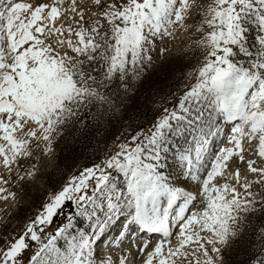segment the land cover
Masks as SVG:
<instances>
[{"label": "snow or ice", "instance_id": "obj_1", "mask_svg": "<svg viewBox=\"0 0 264 264\" xmlns=\"http://www.w3.org/2000/svg\"><path fill=\"white\" fill-rule=\"evenodd\" d=\"M66 139L0 264H264V0H0V199Z\"/></svg>", "mask_w": 264, "mask_h": 264}, {"label": "rangeland", "instance_id": "obj_2", "mask_svg": "<svg viewBox=\"0 0 264 264\" xmlns=\"http://www.w3.org/2000/svg\"><path fill=\"white\" fill-rule=\"evenodd\" d=\"M193 39H195L194 36L181 31L175 39L167 41V47L170 50L169 58L190 55ZM177 86L181 87L182 84ZM66 140L61 141L51 155L37 161L36 178L27 183L13 182L11 191L15 193L14 198L10 197L6 201L0 199V231L14 235L16 231L21 230L23 224L39 210L41 203L54 190L53 181L59 176L60 171L67 172L69 166L73 164L79 166L71 157H68L65 149L68 145ZM112 150L113 143L109 145V151Z\"/></svg>", "mask_w": 264, "mask_h": 264}, {"label": "trees", "instance_id": "obj_3", "mask_svg": "<svg viewBox=\"0 0 264 264\" xmlns=\"http://www.w3.org/2000/svg\"><path fill=\"white\" fill-rule=\"evenodd\" d=\"M66 141H67V144H68L67 147L65 148L66 152L68 153V157H71L73 159L74 163L76 162V163H78L80 165L82 163L91 162L90 159L87 156L81 158V152L83 151L81 146H78L77 144H73V143H71L68 140H66ZM112 143H113V146H114V144L116 142L113 141ZM101 147H104V145L101 144ZM65 149H64V151H65ZM88 151L91 152L92 150L89 149ZM253 222L255 223V221H253Z\"/></svg>", "mask_w": 264, "mask_h": 264}]
</instances>
